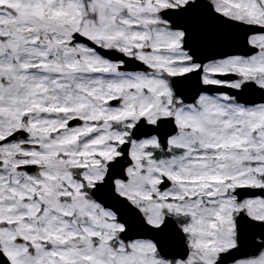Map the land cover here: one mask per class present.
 <instances>
[{
	"label": "snow or ice",
	"instance_id": "6c2138e0",
	"mask_svg": "<svg viewBox=\"0 0 264 264\" xmlns=\"http://www.w3.org/2000/svg\"><path fill=\"white\" fill-rule=\"evenodd\" d=\"M0 264H264V0H0Z\"/></svg>",
	"mask_w": 264,
	"mask_h": 264
}]
</instances>
